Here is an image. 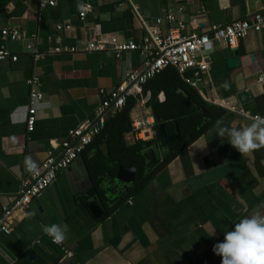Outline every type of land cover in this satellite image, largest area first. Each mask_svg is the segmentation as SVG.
Here are the masks:
<instances>
[{
  "label": "crops",
  "instance_id": "crops-1",
  "mask_svg": "<svg viewBox=\"0 0 264 264\" xmlns=\"http://www.w3.org/2000/svg\"><path fill=\"white\" fill-rule=\"evenodd\" d=\"M87 4L93 9L81 20ZM179 8L184 35L264 17V0H57L45 10H40L39 0H0V47L19 56L17 62L0 61V217L33 174L26 170L25 157L39 168L50 153H62L69 132L92 121L104 95L144 63L136 52L119 60L110 52H48L58 45L84 49L90 41L108 44L115 37L141 44L157 18ZM66 25L71 29H57ZM160 29L168 32L166 25ZM3 31H17L19 38L4 40ZM28 44L45 57L34 60L26 52ZM235 51L240 64L231 69L228 60ZM205 54L211 64L198 91L206 102L226 105L220 124L244 127L255 117L264 118V29L241 41L236 50L213 42ZM32 78L39 80L42 102L29 133ZM142 116H152L151 110L137 104L131 120ZM217 128L103 220L86 205V193L97 194V188L85 157L79 156L40 199L13 215L12 234L0 235V264H197L240 217L264 214V146L240 153L226 137L216 135ZM126 141L136 138L130 133ZM53 223L65 230L60 244L72 258L57 251L42 231ZM29 250L35 252L33 258L26 255ZM214 255L199 264H218Z\"/></svg>",
  "mask_w": 264,
  "mask_h": 264
},
{
  "label": "built area",
  "instance_id": "built-area-1",
  "mask_svg": "<svg viewBox=\"0 0 264 264\" xmlns=\"http://www.w3.org/2000/svg\"><path fill=\"white\" fill-rule=\"evenodd\" d=\"M127 1L135 2V0ZM56 2L57 0H39V8L40 10L53 8ZM92 9L91 5H85L80 13V19L84 20ZM182 13L183 8L167 10L161 18L155 20L154 25L147 28L146 36L141 44L134 40L122 42L115 37L108 44L103 41H90L84 49L58 45L48 52L49 55L110 52L118 60L125 53L136 52L144 57V63L142 69L130 71L115 90L104 95L92 121H87L69 132L68 139L62 143V153L59 155L50 153L32 176L22 183L21 190L13 204L3 208L0 217V235L9 236L12 234L11 220L13 215L16 212H25L35 200L40 199L44 192L54 184L59 174L68 169L82 155L83 151L93 142V139L104 129L108 115L121 110L129 97H138L137 104L147 107L150 94L142 95L143 85L146 82L162 70L174 67L180 74L190 73L192 75L190 85L199 89L208 75L211 64V60L205 54L207 46L215 42L220 46L236 50L241 41L248 38L252 33H259L264 29V17L256 15L251 20L238 21L226 26H212L207 34L184 35L186 25L181 19ZM162 25L168 27L166 34H163L160 29ZM57 29L70 30L71 26H58ZM1 35L4 40L16 41L19 38L17 31H3ZM25 49L34 60L45 57V54L32 44H28ZM4 60L17 62L19 56L13 55L2 46L0 47V61ZM28 83L30 86V109L27 131L31 133L35 128L37 105L42 102V96L37 78H32ZM218 105L222 108L226 107L223 102L218 103ZM255 119L260 118L255 117ZM131 134L136 140H153L157 134L153 116L133 119ZM53 243L62 248L65 256L72 258V253L63 248L60 243H56L54 240Z\"/></svg>",
  "mask_w": 264,
  "mask_h": 264
},
{
  "label": "trees",
  "instance_id": "trees-1",
  "mask_svg": "<svg viewBox=\"0 0 264 264\" xmlns=\"http://www.w3.org/2000/svg\"><path fill=\"white\" fill-rule=\"evenodd\" d=\"M191 78L190 73L180 74L176 68L168 67L143 85L142 95L150 94L147 107L156 129L162 125L167 136L178 135L174 142L165 144L156 134L153 140L128 143L131 112L138 100L129 97L121 110L106 117L104 129L83 151L97 188L98 205L107 216L141 193L226 115V110L201 97L198 89L190 85ZM120 167L136 170L130 184L117 180ZM222 239L223 235L219 241ZM212 247L197 264L207 260Z\"/></svg>",
  "mask_w": 264,
  "mask_h": 264
},
{
  "label": "clouds",
  "instance_id": "clouds-1",
  "mask_svg": "<svg viewBox=\"0 0 264 264\" xmlns=\"http://www.w3.org/2000/svg\"><path fill=\"white\" fill-rule=\"evenodd\" d=\"M217 125L216 135L226 137L240 153L264 146V118H254L244 127H225L219 121ZM25 167L34 173L38 164L26 156ZM42 231L56 243L66 238L65 230L56 223L43 226ZM212 251L221 257V264H264V214L253 212L240 217L223 232V239L213 245Z\"/></svg>",
  "mask_w": 264,
  "mask_h": 264
},
{
  "label": "water",
  "instance_id": "water-1",
  "mask_svg": "<svg viewBox=\"0 0 264 264\" xmlns=\"http://www.w3.org/2000/svg\"><path fill=\"white\" fill-rule=\"evenodd\" d=\"M239 64H240L239 54L237 51H235L234 57L228 60V66L231 69H235ZM216 106L220 107L219 105H216ZM156 130H157L158 137L161 140H163L165 144H170V143L174 142L178 137V135L172 136V137L167 136V134L165 133L164 127L162 125H159ZM135 173H136L135 169H127L125 167H120L118 170V174H117V180L119 182H122L125 184H130L135 178ZM95 193H96L95 190H92V191H89L86 193V195L88 197H90V201L87 202L86 205L90 209V211L94 214V216L96 218H100L103 220L107 217V214H104V212L102 211V209L98 205L97 199L95 197L96 196ZM49 243L52 244V246L57 251L61 252L62 254L64 253V251L61 249L60 246L53 243L52 239L49 240ZM26 255L29 258H33L35 255V252L33 250H29Z\"/></svg>",
  "mask_w": 264,
  "mask_h": 264
},
{
  "label": "rangeland",
  "instance_id": "rangeland-1",
  "mask_svg": "<svg viewBox=\"0 0 264 264\" xmlns=\"http://www.w3.org/2000/svg\"><path fill=\"white\" fill-rule=\"evenodd\" d=\"M211 258H215V259H217L218 260V264H221V257H219V256H217L216 254L214 255V256H211ZM211 263H215L216 264V262L214 261H212Z\"/></svg>",
  "mask_w": 264,
  "mask_h": 264
}]
</instances>
